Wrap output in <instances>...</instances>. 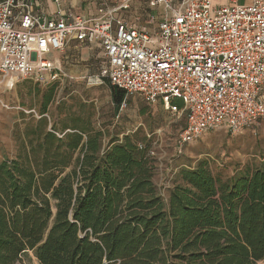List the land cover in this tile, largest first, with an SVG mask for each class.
Instances as JSON below:
<instances>
[{
  "label": "trees",
  "instance_id": "16d2710c",
  "mask_svg": "<svg viewBox=\"0 0 264 264\" xmlns=\"http://www.w3.org/2000/svg\"><path fill=\"white\" fill-rule=\"evenodd\" d=\"M49 85L0 160V264H264V158L231 177L180 169L165 195L151 142L117 133L124 90L110 85L104 123L80 99L52 112Z\"/></svg>",
  "mask_w": 264,
  "mask_h": 264
},
{
  "label": "built area",
  "instance_id": "2783aa9c",
  "mask_svg": "<svg viewBox=\"0 0 264 264\" xmlns=\"http://www.w3.org/2000/svg\"><path fill=\"white\" fill-rule=\"evenodd\" d=\"M133 1L86 18L39 16L30 0H0V83L64 79L52 56L76 40L103 50L100 82L185 114L180 154L208 131L226 128L235 135L264 121V0L224 6L215 0H149L158 14L145 26L118 16Z\"/></svg>",
  "mask_w": 264,
  "mask_h": 264
},
{
  "label": "rangeland",
  "instance_id": "374dc122",
  "mask_svg": "<svg viewBox=\"0 0 264 264\" xmlns=\"http://www.w3.org/2000/svg\"><path fill=\"white\" fill-rule=\"evenodd\" d=\"M93 69L81 62L78 69H73L78 73L72 76V80H58L59 88L55 90V101L50 105V110L57 114V108L63 103L74 105V99H80L96 110L102 122L111 121L116 114L110 84L100 82L97 78L99 72L95 73ZM1 81L0 160L5 156L15 158L19 144L16 139L18 129L31 115L39 117L43 97L51 90L49 84L29 80ZM61 112L65 113V110L61 109ZM22 115L26 119L23 120ZM115 118L117 133L121 137L136 134L139 139L146 138L151 142V153L157 167L155 181L163 189L172 185L170 182L180 169H193L202 161L208 162L215 173L231 177L247 165L260 163L264 158V121L235 135L226 128L208 131L200 140L185 146L180 154V151H176V145L186 125V116L169 112L164 101L150 104L140 94L128 96L125 106H121ZM164 193L167 195L168 189ZM23 264L39 262L29 253L23 258Z\"/></svg>",
  "mask_w": 264,
  "mask_h": 264
},
{
  "label": "crops",
  "instance_id": "0c3cea01",
  "mask_svg": "<svg viewBox=\"0 0 264 264\" xmlns=\"http://www.w3.org/2000/svg\"><path fill=\"white\" fill-rule=\"evenodd\" d=\"M32 3L34 14L46 17H56L58 12H62L64 15H81L86 18H96L100 9H114L121 5L124 0H65L61 5H57L48 0H30ZM253 0H215V5L224 6L234 3L248 5ZM149 0H134L130 9L126 11H120L118 16L127 22H135L140 19L142 25H146V21L149 16L157 15V11H153L149 8ZM56 61V65L64 68L71 76L69 77L64 71L65 78L72 80L78 71L79 65L82 63L89 64L94 68V72L101 71V68L105 66L106 60L103 50L96 46L88 44H82L76 40L68 42L63 53H54L52 56ZM61 59V60H60ZM72 67L70 69V67ZM99 75V74H98ZM182 103L181 101H178Z\"/></svg>",
  "mask_w": 264,
  "mask_h": 264
}]
</instances>
